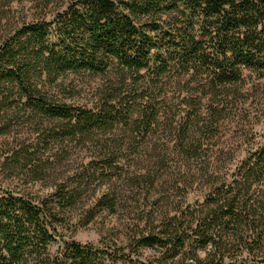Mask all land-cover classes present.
Instances as JSON below:
<instances>
[{
  "label": "trees",
  "instance_id": "1",
  "mask_svg": "<svg viewBox=\"0 0 264 264\" xmlns=\"http://www.w3.org/2000/svg\"><path fill=\"white\" fill-rule=\"evenodd\" d=\"M245 72L264 78V0H69L16 26L0 39V135L20 125L34 137L0 168L38 177L41 154L65 140L89 145L96 167L37 200L0 189V264H264V146L222 180L202 155L203 134L225 117ZM68 74L106 82L90 105L76 104L63 98ZM170 91L179 99L174 170L156 147L139 150ZM117 128L123 136L113 138ZM132 153L139 174L125 161ZM213 176L202 203L169 207L164 193L184 199ZM95 177L107 190L76 215ZM118 210L127 215L125 244L61 232L75 217L86 225Z\"/></svg>",
  "mask_w": 264,
  "mask_h": 264
},
{
  "label": "rangeland",
  "instance_id": "2",
  "mask_svg": "<svg viewBox=\"0 0 264 264\" xmlns=\"http://www.w3.org/2000/svg\"><path fill=\"white\" fill-rule=\"evenodd\" d=\"M46 0H0V16L6 18L0 23V39L11 32L23 21L38 19L44 13L51 16L55 11L64 8L69 0H50L48 7H44ZM106 82V78L101 75L92 74H68L63 80L64 100L75 102L76 104L90 105L98 98L101 86ZM238 94L234 95L232 104H229L224 113V118L219 122H213L210 132H205L202 136L203 158L209 164V173H215L222 178H231L236 168L246 160L250 154L264 146V78H257L254 74L245 72V81L238 88ZM167 104L163 107L159 123L154 130L148 134L144 142L138 143L139 150H144V146L152 149L154 147L161 153L170 156L167 163L169 170H174L176 160L172 156L177 132L175 129L178 110V93H167ZM231 100V99H229ZM181 114V113H180ZM209 127V126H208ZM205 129L202 131L204 132ZM113 138L123 136L121 129L113 131ZM112 136L111 134H106ZM120 136V137H119ZM128 136V135H126ZM34 137L32 129L26 126L13 127V130L6 135H0V165L4 159L10 155L14 148L27 146L29 138ZM142 136L136 142L143 140ZM125 142H128L126 137ZM130 142V141H129ZM135 143V142H132ZM128 146V145H127ZM126 146V147H127ZM42 147V146H41ZM44 151V150H43ZM131 150H127L129 152ZM125 151V153H127ZM152 152V151H151ZM42 153V152H41ZM150 153V152H148ZM93 150L89 145L83 146L74 141L65 140L51 143L46 151L41 154V166L38 177L27 176L21 169L15 170L12 174L0 168V189H9L21 193H28L32 198L45 197L51 194L55 188L62 183H72L79 176L85 175L87 170L92 172L96 165ZM133 153L125 159L131 168L129 172H143L142 164L133 165ZM134 166V167H133ZM177 166V165H176ZM135 168V170H134ZM97 171V170H96ZM201 175L197 172L195 178ZM216 178H204L197 181L187 189L186 196L177 195L170 191L164 193L170 196V208H176L179 202L193 203L203 202L205 194L209 191V182ZM108 183L100 177L94 178L89 185L86 195L77 205L76 215L90 206L107 190ZM160 188V187H159ZM163 189V188H160ZM169 194V195H168ZM161 196L160 193L156 196ZM182 205V204H181ZM75 217V216H74ZM127 215L124 211L117 212L102 211L86 225H81L77 217L65 223L61 229L66 238L74 239L81 243H98L103 240L107 243L125 244ZM60 241L54 243L51 251L54 252ZM155 252L147 250L143 253L144 259H153ZM200 257H204L205 252L201 251Z\"/></svg>",
  "mask_w": 264,
  "mask_h": 264
}]
</instances>
